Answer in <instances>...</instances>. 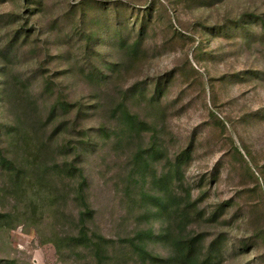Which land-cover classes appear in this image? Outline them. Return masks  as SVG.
Returning a JSON list of instances; mask_svg holds the SVG:
<instances>
[{
  "label": "rangeland",
  "instance_id": "1",
  "mask_svg": "<svg viewBox=\"0 0 264 264\" xmlns=\"http://www.w3.org/2000/svg\"><path fill=\"white\" fill-rule=\"evenodd\" d=\"M167 230L264 264V0H0V264H182Z\"/></svg>",
  "mask_w": 264,
  "mask_h": 264
},
{
  "label": "trees",
  "instance_id": "2",
  "mask_svg": "<svg viewBox=\"0 0 264 264\" xmlns=\"http://www.w3.org/2000/svg\"><path fill=\"white\" fill-rule=\"evenodd\" d=\"M124 114L126 118L131 121L133 117L126 111H124ZM184 153H187V150H183L180 154L176 155L175 163L173 165L174 168H179V158ZM157 194L158 195L150 194L149 199L152 201V206L155 207L157 213L169 212L171 210V205L168 198H166V196L164 194H161L160 192H158ZM167 235H169L170 237V241L172 243L176 258L180 260L182 264H214V258L210 257L208 254L204 258L200 259L201 243L199 234L183 236L182 234H172L169 230H167ZM144 238H142L140 241L138 240L139 242H137V244H135L133 241V239L135 238H132L131 244L136 251L142 250L145 253L146 257L152 258L153 256H151L143 247V243L145 242ZM93 244L96 251H99V247L97 246V244ZM97 261V264H107L106 259L101 260L99 258Z\"/></svg>",
  "mask_w": 264,
  "mask_h": 264
}]
</instances>
